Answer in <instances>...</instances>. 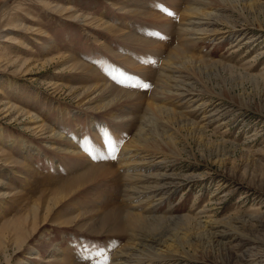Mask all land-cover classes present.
<instances>
[{
    "label": "rangeland",
    "instance_id": "374dc122",
    "mask_svg": "<svg viewBox=\"0 0 264 264\" xmlns=\"http://www.w3.org/2000/svg\"><path fill=\"white\" fill-rule=\"evenodd\" d=\"M133 2L0 0V127L4 133L0 136V264H96L100 258L82 257L101 249L112 264L122 246L128 251L139 246L133 242L131 229L114 234L111 231L119 224L111 221L104 226L102 219L120 211L124 221V215L133 210L146 217H161L149 224L155 230H144L157 234L163 244H172L170 251L165 246L157 247L158 251L187 255L188 264H264V0L214 1L219 22L238 33L224 40L214 34L196 44L194 52L205 58L189 63L183 73L187 78H180L187 81L184 88L193 93L161 97V104L177 113L155 117L158 130L151 123L155 113L147 110L140 98L122 101L124 95L119 104L104 105L103 81L95 76L96 71L101 73L108 83L127 89L128 96L136 93L143 99L151 98L164 90L157 74L181 36L177 32L169 38L149 35L165 34V30L158 19L146 13L156 12L169 19L157 5L170 12L174 5L171 0ZM178 14L176 31L181 27ZM123 29L135 35L129 39L146 43L125 42L120 34ZM250 39L253 42L247 43ZM147 40L166 45L161 61L152 65ZM127 59L135 65L126 64ZM149 65L153 71L150 77L136 69ZM92 68L90 78L81 72ZM133 76L137 79H128ZM120 79L125 84L119 83ZM139 83L151 87H137ZM207 102L210 104L203 105ZM111 110L116 113L110 116ZM118 114L131 122L137 120L136 131L145 126L153 142L155 132L159 133L155 146L140 150L133 159L136 165L130 173L144 192L129 199L128 193H133L127 188L134 184H126L113 174L101 176L97 182H84L68 194L60 192L68 178L85 167L119 165L121 145L114 159L109 156L111 151L109 155L98 154L104 159L97 160L85 150L103 148L99 140L92 139L89 118H96L94 125L100 135L105 132L103 139L108 141L122 126L114 120ZM52 129L75 143L77 133L85 139L80 147L86 154L81 160L74 159L79 165L70 170L72 175L66 168L55 171L56 165L47 160L51 156L58 161L62 152L58 144L51 149L57 139ZM136 131L132 129L125 142ZM32 145L40 150L35 152ZM156 148L160 153L154 157L139 158ZM86 157L95 160L93 164H88ZM150 161L153 165L147 166ZM163 174L177 179L180 186L161 190L156 197L160 203L149 213L150 187L162 183ZM36 207L39 210L34 215L32 208ZM238 216H244L246 222L237 223L242 221ZM210 220L218 225H208ZM37 224L39 229L33 234ZM112 240L117 243L109 249L107 242ZM62 249H66L68 261ZM145 250L148 254L157 252L155 248Z\"/></svg>",
    "mask_w": 264,
    "mask_h": 264
},
{
    "label": "bare ground",
    "instance_id": "6f19581e",
    "mask_svg": "<svg viewBox=\"0 0 264 264\" xmlns=\"http://www.w3.org/2000/svg\"><path fill=\"white\" fill-rule=\"evenodd\" d=\"M214 1L215 0H187L185 7H183V3H184L183 0H171L172 4L174 5L172 7L171 12H173L175 14H177V12H178L179 13L178 15H180L179 18L181 21V24H180L181 27L180 28L177 27L178 28L177 31H176V27H175L176 26L175 21L177 19V15H175L174 19L172 18V16L168 15L169 19H167L166 17L163 18L161 16L162 14H159L160 16H158L157 14H155L156 12H151V11L148 12L147 11L146 16L150 17V18L153 17L155 19H158V22L160 21L159 22L160 28L165 30V34H160L159 36H166L169 38L170 36L175 35V32L179 33V35L181 36L180 40L178 39L179 43L172 48L170 55L167 56V58L163 59V61L161 62L162 63V65H161L162 71L159 74H157L158 80L161 81V83H159V84H162V88H164V90L161 91L162 93L160 95L158 93H156V96H151V98L150 97L149 98L144 97V99H143L142 96H140L136 93H132L130 91H127V92L132 93V94H129V96H128L125 93V90H127V89L119 88V87H116L115 85H113L111 83H108L104 79L102 74L98 73L96 71L95 76L97 77V79L100 80V82L103 81L102 87H104V88L101 91H104L106 93V94L102 95L104 97L101 98V102H104V105L109 104L110 106L115 105L116 103L119 104V102L124 97V95H126V97L122 101H126V100L131 101L134 98L135 99L136 98L142 99L143 104H145V106H146V109L155 113V115L152 117L153 121H151V123H153V127H156V130H158L157 129L158 124H156V122H155L156 121L155 117H157V116L161 117V116H166V115L170 116L171 114H173V115L176 114L177 113L176 110H174L171 106H170V108H168L165 104H161V102L159 100L161 99V97L166 96V98H167V96H171V95L174 96V93H176L177 94L176 96H178V97H182L184 95V93H188V94L193 93L190 89L184 88L185 87L184 85L187 84V83L185 84L184 82H187V81H185V80L182 81V80H180V78H184V79L187 78L184 76L183 73H185L184 69H186V67L189 63H192L193 61H196L197 59L199 60V59L205 58V57H203L205 55H199V54H196L194 52L196 44H199L200 42H203L207 39L210 40V37L214 36V34H216V35L218 34V36H219L218 39L224 40L226 38H231L230 36H232V35L235 36L238 33L235 31L232 32V30L230 29L232 26L230 28H228L227 26H225L219 22L218 14L215 13L213 10L216 8L214 6ZM132 2H133V0H132ZM126 3L127 4L131 3V0H126ZM151 4H152V6L157 5L156 3H151ZM123 6H127V5H123ZM176 7L177 8L180 7V8L176 10ZM138 10L139 9H125V11H128V12L142 13V11H138ZM211 20H213V21L211 22ZM105 24L107 25L106 28H111L113 31L112 26L107 24V22H105ZM211 24H213L214 26H217V27H219L220 25H223V26L218 28V29H210L209 27L213 26ZM202 25H206V27L200 28ZM120 34H122L121 39L124 40L125 42L130 37H132V38L135 37V35H133V34H128L127 30H124V29L120 30ZM240 37H242V35ZM257 38H259V37H257ZM257 38H255L253 40H257ZM129 40L130 41H140L144 44L146 43L144 40H139L136 38L134 40H132V39H129ZM253 40L250 39L247 41V43H251V42H253ZM147 42H148L147 47L150 48V50L149 49H147V50L149 51V53L151 54V57H152V60H150L149 63L151 64L153 61L155 62V60L161 61V59L164 55L161 52H162V50H163V52H165V46H166L165 42L161 45H158V43H157L158 41H148L147 40ZM232 46H234V45L232 44ZM126 64H128V65L130 64L133 66L135 65V64H133V62L128 61V59L126 60ZM151 65H149L147 67L136 66V69L138 71H143L145 73V75L150 77L151 73H153V71L150 70ZM85 68H86V66L83 67V69H85ZM93 70H94V68L87 70V71H81V72H82V74L84 73L83 75H85V77L90 78L89 77L90 74H88V72L93 71ZM167 73H169V74H167ZM174 73H179L180 75H176ZM87 74H88V76H87ZM179 83H182V84H179ZM134 92H136V91H134ZM100 94H101V92L98 93V96H100ZM108 97L110 98V100L108 102H105V100ZM196 100H198V99H196ZM163 101L165 102V100H163ZM159 102H160V104H159ZM209 104L210 103L207 102L206 104L204 103L203 105L207 106ZM139 106L141 107V105H139ZM10 108H12L14 110L15 106L11 105ZM113 113H116V111L114 112L113 110H111L110 112H108V114L110 116ZM212 116H213V114H212ZM124 118L125 117H123L119 114H118V117L114 118V120L116 122H121L122 126L119 128H124V130L119 129L117 127L118 130L116 129L114 131V133H112L111 136L108 137V141L103 139L104 137H106L104 135L105 132H103V136L100 135V133H99L100 130L98 129L99 127H96L94 125L95 124L94 121L96 120V118L95 117L89 118L90 127L92 128V139H94V142L96 139L99 140L101 147H103L102 149H100V147L92 146V148H93L92 150L95 152L97 151L96 155H98V154L109 155V152L111 151V155H109V156H111L110 157L111 159L112 158L114 159L115 155H117L116 154L117 151H119L118 148L121 145L122 149L120 147V152H119L120 154L118 153L119 156L121 157V159L118 163L119 165L112 164V163H106V165H103V166H98V164H96L97 167H94L92 165L85 167L83 170H81V173H79L77 176L74 175V176L69 177L68 182L65 183L64 185H62L60 192H63L64 194H68L70 191H73L76 188L80 187L81 184H83L84 182L85 183L97 182V181H99V178L101 176L106 177V176H109L110 174H113L112 177H115V176L119 177L120 180L123 182H126V184L127 183L132 184V185L134 184L133 188H129V189L127 188V191H130L131 193H133V194L128 193L127 196H129V199L137 196L140 192H144V191L140 190V188H142V187H139L137 184H135L136 176L133 175L132 173H130V171L132 169L131 167L133 165H136V162L133 159L136 156H139L136 154L139 153L140 150H142V152H143L144 148L155 146V143L158 142L157 140H158L159 133H157V131L155 132V128H153L154 132L156 133V136L154 139L155 141L153 142V141H151V139L153 140V138H151L148 135L147 131L145 130V126L141 125L140 127H138V130L136 131L137 120L131 122L127 118H125V119ZM134 118L137 119V116L134 115ZM119 120H121V121H119ZM40 127L45 128L48 126L46 124H40ZM76 127L78 129V127H80V125H76ZM132 129L136 131L135 136L133 138H131L129 140V142H125V138L127 137V135L129 134V132ZM51 133H53L52 135L54 136V138H57L56 140H53L54 142L51 143V149L52 150L56 149V147H54V145L58 144V146H57L58 151H60V152L62 151L60 153V155L58 156V158L60 160V158L64 157L62 159L64 162L59 161V160L57 161L56 158H53L51 156L48 157L47 160H51V162H52L51 164L53 166L56 165L55 171H61L62 168H66L65 171H69L68 173L71 174L72 172L70 170L73 168H76V166L79 165V163L77 161L80 158L82 159V157H84L85 154L88 153L87 151L85 153L83 150H81V147H80L81 145L86 143L85 139H80L79 138L80 135L77 133L76 137L78 140L75 143V141L72 140L73 138L67 139L66 138L67 136H63L64 134H62V133L57 135L55 129H52ZM0 136H4V133H3V130L1 129V127H0ZM87 139L89 140L88 136H87ZM23 141H25V140L23 139ZM111 142H113V143H111ZM107 145L109 148H107ZM105 146H106V149H105ZM156 147H157V145H156ZM88 149H90V147ZM33 150L35 152H37L40 150V148H38V147L36 148V146L35 147L33 146ZM153 151L154 152L148 151L147 153L140 155L139 158H143V159L148 160L149 158L154 157L156 154L160 153L159 149H157V148L154 149ZM74 159L77 161H75ZM86 159H87V157H86ZM102 159H104V158H102ZM159 159H162V157H160ZM97 160H100V159H97ZM165 160H166V158H165ZM87 161H88V164L89 163L93 164V162L95 160H92L89 158V159H87ZM103 161H107V160H103ZM160 161L161 160H159L155 163H159ZM150 164H152L151 161L147 164V166H151ZM115 165L117 166V168L113 169V168H115L114 167ZM70 166L72 168H67ZM144 168H148V167L144 166ZM123 171L126 174H123ZM58 175H60V174H58ZM167 177H169V175L163 174V177H161V179H163L162 183L159 182L156 187H153V188L150 187L149 191L152 194L148 197V201L146 200L147 202L150 203V205L146 208L149 213H153V208H156L155 206H157V204L160 203V202L156 203V197L161 193V190H164L167 187H169L167 190H170L171 187L180 186V182H177V179H167ZM98 184H100V183H98ZM143 189H149V188L143 187ZM145 191H147V190H145ZM219 197H221V196H219ZM164 198H166V197H164ZM135 206H137V204ZM38 210L39 209H37V207L32 208L34 215L37 214ZM127 214L128 215H126V214L124 215V221H123V218L121 216L120 211H117L113 216L109 215L108 217H104L102 219V223L104 226L106 224H109L111 221L112 222L114 221V222L119 224V225L115 226L116 229L114 228L113 231L110 230L114 234H118L115 232L127 231L128 229H131V231H133V234H134V241L133 242H137V246H139V248H137L136 246L133 247L132 249H130L131 251L124 249L125 245L122 246L119 249V251L117 253H115V255L113 256L114 262L112 264H188L189 263L190 259L187 258L188 257L187 255H182V254L174 253V252L168 253V250H169L168 247L172 246V244H169L167 246L166 244H163V240H160L159 237H157V234H155L154 232H151V234H147V231L144 230L146 228H148L151 231L155 230V228H149L150 227L149 224L152 223L153 221H156L157 219H161V217H157V216H149V217L147 216L146 217L145 215H140L138 213H135L134 210L129 211ZM27 216H29V215H27ZM238 217H240V216H238ZM248 217L251 218V216H248ZM240 218L242 219V221H238L237 223L246 222L244 220V219H246L244 216L240 217ZM188 219L193 220V217L189 216ZM207 224L210 226H217L218 225L215 223L214 220L208 221ZM38 229H39V225L37 224V226L33 228V234H35V231ZM232 229H235V228H232ZM169 240L172 241L171 239H169ZM145 242H147V243H145ZM115 243H117L116 240H114V241L112 240V241L107 242V245H109L108 248L111 249V248L115 247L114 246ZM164 246L168 249L165 253L158 251V250H160V248H157V247H164ZM55 248H56V246H55ZM152 248L157 249V252H155L154 254H148L149 251L145 250V249H149L152 251ZM61 254L64 256L65 260H67L65 257V254L67 255L66 249H62ZM149 255H150V257H149ZM56 260L57 259H55L53 257V261H56ZM60 261H62V259H60Z\"/></svg>",
    "mask_w": 264,
    "mask_h": 264
},
{
    "label": "snow or ice",
    "instance_id": "6c2138e0",
    "mask_svg": "<svg viewBox=\"0 0 264 264\" xmlns=\"http://www.w3.org/2000/svg\"><path fill=\"white\" fill-rule=\"evenodd\" d=\"M158 8H160L162 11H164L166 14L170 15V16H175V13L173 12H170L167 8H165L163 5H157ZM149 35H154V36H159L160 34L159 33H149ZM115 79V77H113ZM129 80H136L137 78L136 77H129L128 78ZM119 83L121 84H125V80H118ZM131 86V85H129ZM137 87H143V88H149L151 87L150 84H147V83H139L136 85ZM88 154L90 155V157L92 159H98V158H103V157H99L97 156L94 152H92L90 149H85ZM85 251H87V249H85ZM90 256H95V257H98L100 259H98L96 261V264H110V257L104 255V250H99V251H96V252H93V253H90L89 256H84L82 257L83 259H89Z\"/></svg>",
    "mask_w": 264,
    "mask_h": 264
}]
</instances>
